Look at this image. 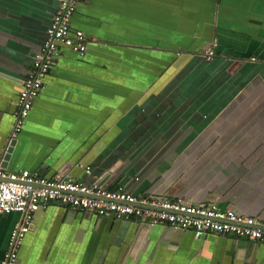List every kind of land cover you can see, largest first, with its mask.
Segmentation results:
<instances>
[{
    "label": "crops",
    "instance_id": "1",
    "mask_svg": "<svg viewBox=\"0 0 264 264\" xmlns=\"http://www.w3.org/2000/svg\"><path fill=\"white\" fill-rule=\"evenodd\" d=\"M60 1L0 0L2 168L264 221V0H82L72 27L88 51L63 50L5 163ZM21 218L0 214V261ZM18 264H264V243L53 202Z\"/></svg>",
    "mask_w": 264,
    "mask_h": 264
},
{
    "label": "built area",
    "instance_id": "2",
    "mask_svg": "<svg viewBox=\"0 0 264 264\" xmlns=\"http://www.w3.org/2000/svg\"><path fill=\"white\" fill-rule=\"evenodd\" d=\"M81 1H60L59 9L47 30L46 41L34 57L29 75L23 80L13 113L15 125L11 140L23 130L35 100L44 87V80L61 58L63 50L68 49L80 56L87 53L90 39L85 32L72 27V18ZM215 56L213 47L203 54L206 61H211ZM87 172L90 173V169L87 168ZM53 202L99 217L147 219L151 225H168L177 230L192 231L197 238L208 235L233 236L264 243V221L239 215L216 204L195 206L180 199L150 200L136 197L121 186L115 189L88 186L68 179L45 178L27 170L8 172L0 165V214L22 215L10 235L0 264H18L20 251L32 229L35 215Z\"/></svg>",
    "mask_w": 264,
    "mask_h": 264
},
{
    "label": "water",
    "instance_id": "3",
    "mask_svg": "<svg viewBox=\"0 0 264 264\" xmlns=\"http://www.w3.org/2000/svg\"><path fill=\"white\" fill-rule=\"evenodd\" d=\"M235 64L238 65L239 62H235ZM16 142H17V138H14L13 140H10V142H9L10 145H9V147H8V149H7V154H6V156H5V163L9 160V158H10V154H11V152L13 151V148H14V146L16 145ZM2 165H3V164H2ZM4 165H5V164H4ZM113 171H114V170H113ZM113 171H112V172H113ZM108 177H109V175L105 176V179L102 180V183L106 182V180L108 179ZM97 185H98L99 187L102 186L101 182H98Z\"/></svg>",
    "mask_w": 264,
    "mask_h": 264
}]
</instances>
